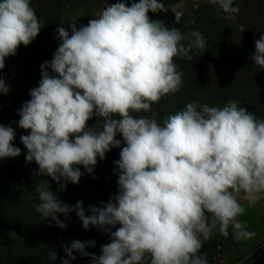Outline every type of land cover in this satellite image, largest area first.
I'll use <instances>...</instances> for the list:
<instances>
[{
    "label": "clouds",
    "instance_id": "9594fccd",
    "mask_svg": "<svg viewBox=\"0 0 264 264\" xmlns=\"http://www.w3.org/2000/svg\"><path fill=\"white\" fill-rule=\"evenodd\" d=\"M207 3L228 21L238 17L234 0ZM160 11L166 8L159 0L130 6L118 0L87 26L71 24V34L58 27L62 42L41 64L39 86L18 113V126L29 132L20 136L26 161L61 190L79 183V166L91 174L98 158L119 148L117 134L125 145L114 162L119 191L101 207L70 206L48 183L35 185L34 208L44 219L63 229L59 215L75 212L85 230L94 226L111 236L99 256L86 251L94 240L72 241L61 264H70L74 252L91 256L92 264H208L201 250L214 231L227 237L231 226L238 242L256 235L238 217L246 211L241 201L247 207L264 201V119L229 100L222 107L192 101L157 121L152 105L183 83L175 58L192 60L189 53L206 46L199 31L184 33L149 18ZM42 27L31 0H0V70ZM251 60L264 69V35ZM10 90L0 77V94ZM140 112L151 116L133 115ZM93 116L99 128L87 126ZM15 136L13 127L0 125V159L21 155ZM56 258L51 251L49 259Z\"/></svg>",
    "mask_w": 264,
    "mask_h": 264
},
{
    "label": "trees",
    "instance_id": "16d2710c",
    "mask_svg": "<svg viewBox=\"0 0 264 264\" xmlns=\"http://www.w3.org/2000/svg\"><path fill=\"white\" fill-rule=\"evenodd\" d=\"M234 5L240 9L234 21L218 15L215 6L206 2L167 26L184 33L199 31L206 40V46L204 50L193 49L189 53L192 60L175 58L178 70L183 73V83L179 91L152 105V112L157 113L159 123L192 101L222 107L229 100H236L257 118L264 119V69L251 60L255 41L264 35V0H234ZM36 15L43 26L38 36L28 46L21 45L14 56L6 57L5 67L0 70V77L11 88L9 93L0 94V125L14 128L13 144L21 149L18 157L0 159V264H61V260L67 258L65 245L70 246L72 241L96 242L101 234L98 227L89 226L85 230L75 212L67 218L60 214L59 219L66 223V227H56L54 222L44 219L35 210L38 196L28 192L38 181H56L51 177L36 176L38 165L25 159L26 149L20 136L29 132L18 126V113L31 97L17 91L16 86L40 81L41 64L53 58L57 49L53 40L59 37L57 28L62 25L61 0H48ZM49 73L52 75L50 69ZM133 115L151 116V112ZM97 122L98 118L93 116L87 126L99 128ZM116 139L121 140V146L113 147L103 160L98 158L93 173L89 174L79 166L84 174L78 184L67 183L62 190L63 202L72 206L83 201L85 208L101 207L118 193V169L114 162L120 158L119 153L125 145L120 134ZM51 251L57 253L54 261L49 259ZM201 251L207 254L210 264L215 248L204 242ZM73 255L76 257L79 253L74 252Z\"/></svg>",
    "mask_w": 264,
    "mask_h": 264
},
{
    "label": "rangeland",
    "instance_id": "374dc122",
    "mask_svg": "<svg viewBox=\"0 0 264 264\" xmlns=\"http://www.w3.org/2000/svg\"><path fill=\"white\" fill-rule=\"evenodd\" d=\"M48 0H31V5L37 11ZM118 0H61L62 3V25L71 34L70 25L75 24L77 28L87 26L90 19L95 18L96 12L105 8L108 4H113ZM130 6L133 2L139 0H122ZM163 3L166 11L149 12V18L153 21H162L166 26L176 19L175 12L182 14L200 7L207 0H159ZM59 37L53 40L55 47L61 44ZM40 81L34 83L20 84L19 92L29 94L30 90L38 87ZM2 180V169L0 165V181ZM47 184V183H45ZM50 190L55 193L58 199L63 201V192L57 182H49ZM32 196H38L35 192V185L28 190ZM245 205L246 211L238 220L245 225L246 230L255 232V236L246 241H236L233 235V229L229 228L230 234L227 237L222 236L218 230L214 231L211 238L205 243L215 248L214 256L210 264H264V201H261L255 207H247L245 201H241ZM111 227V226H110ZM116 227H119L117 225ZM115 231L116 228H111ZM111 242L110 233L101 230L99 239L95 242V246H89L86 251L90 254L99 256L102 254V245ZM70 264H92L91 256H81L80 254L70 261Z\"/></svg>",
    "mask_w": 264,
    "mask_h": 264
}]
</instances>
